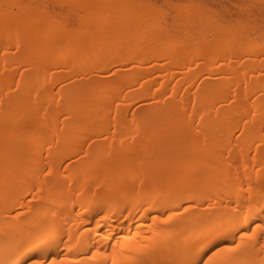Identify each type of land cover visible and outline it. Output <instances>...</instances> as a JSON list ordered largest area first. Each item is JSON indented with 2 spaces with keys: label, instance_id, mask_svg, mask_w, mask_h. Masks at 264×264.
<instances>
[{
  "label": "bare ground",
  "instance_id": "bare-ground-1",
  "mask_svg": "<svg viewBox=\"0 0 264 264\" xmlns=\"http://www.w3.org/2000/svg\"><path fill=\"white\" fill-rule=\"evenodd\" d=\"M4 1L0 264H264V49L249 39L255 26L238 38V28L185 13L190 21L178 25L197 32L200 58L222 57L206 70L210 61L187 63L196 44L164 48L178 32L164 20L152 27L120 14L90 30L83 16L85 29L68 35ZM67 46L72 56L56 58ZM92 53L88 64L74 60ZM151 101L146 119L165 118V128L138 122L137 105Z\"/></svg>",
  "mask_w": 264,
  "mask_h": 264
},
{
  "label": "rangeland",
  "instance_id": "rangeland-1",
  "mask_svg": "<svg viewBox=\"0 0 264 264\" xmlns=\"http://www.w3.org/2000/svg\"><path fill=\"white\" fill-rule=\"evenodd\" d=\"M6 1H4V2H6ZM91 1L92 0H11L12 3L15 2V4H14L15 6H13L15 9L12 8V10L14 9L13 10L14 12H18L19 7L21 10L29 7V9H30L29 13L30 14L29 13L28 14H29V17L31 18L30 20L32 21V23H36V24H38L40 22V25H42V27H43L42 30L46 29L45 31L49 30L50 28H54L53 26L55 23H56L55 27L58 23L60 25V27L62 28V29H60V31L62 30L64 32H67V31H65L66 28H67L66 30H68V29H72L74 31H77L76 29L81 30V28L83 26H81L82 22H80V18L83 16H87L88 18L91 19V23H88L90 30L91 29H97L98 23H100V22H101L100 24H102V22H104L103 25L106 26V25L110 24L111 22L116 21L117 19L119 20L118 17L120 16V14H122V15L123 14L124 15L130 14V15H135L136 18L141 19V20L149 19L151 21L150 23H152L151 24L152 27L157 21L164 20L165 21L164 23L158 22V24H160V23L165 24L166 23V25H163V27L168 29V32H172V30H174L179 23H182L185 21L183 16L185 13H188L189 15L194 16L192 18L189 17L190 20L195 19L197 21L198 18L196 16H198V15H201V17L207 16V17H211V18H216L217 20L216 19L215 20L217 21V23L213 19L216 23V25L214 24L216 26V28L217 27L219 28V26L217 24H221V23H222V25L227 26V28H229L231 30H232V28H235V29L238 28L239 32L237 31V29L236 30L233 29V30H235V31H233L235 36L238 38L244 36L245 32H246V34L249 32V31L247 32V30L245 29L247 26H255V30L252 31V32H254V34L251 32L252 35L250 36L249 39L252 40L253 42H255L256 46H258V48L261 47V48H259L260 50L264 49V47H263L264 46V37L262 36L263 31H264V10H263L264 9V0H261L262 2H260V0L259 1L258 0H134L135 1L134 3H132L131 0H95V1H93V5H90ZM8 3H9V1H8ZM16 3H17V6H16ZM4 4H7V2ZM84 5H87V6H84ZM6 8H7V6H6ZM176 10L178 12H182L183 15L180 13L177 15ZM144 14H146L145 17L143 16ZM123 16H121L120 19H122ZM36 18H39V19H36ZM179 20L182 22H179ZM190 20L189 19H188V21L186 20L184 22L185 25ZM56 21H58V22H56ZM224 21H226V22H224ZM239 24L242 25V27H240ZM137 25H139V24H136V26ZM80 26H81V28H80ZM151 26H149V28H151ZM36 27H38V26H36ZM36 27L34 26V28H36ZM84 27L82 29H85ZM34 28L33 29L31 28V30L34 31ZM39 28H37V29H38V31L41 32V30H39ZM113 28L114 29H112L110 31L117 32L119 29L118 27L115 28L114 26H113ZM184 28L185 27H182V25L181 26L178 25V28H177L178 32H177L176 36L174 37V40L170 39L171 41H168L165 43L163 42L164 46H165V47L164 46L163 47L165 49L170 47V48H168L170 50H172V47H174L173 49H177V48L181 49V48H184L186 46L185 43L190 44V43H192V40L194 41V39L200 38L199 35H197V32L193 31V29H192L193 27L188 28L192 31L190 35L183 33ZM56 29H57V27H56ZM186 29L187 28H185V30ZM244 29L246 31H244ZM82 31L81 32L78 31V32L82 33ZM78 32H77V34H78V36H80L81 34ZM233 32H231V33L233 34ZM72 33H73V31H72ZM72 33H71V35H72ZM66 34L69 35L68 32ZM77 34L75 33L74 35H72V37H75L74 39L71 37L73 40H75V42L77 41L76 43H74V44H76L74 48L78 47V45H81V42H82L81 38H79L77 36ZM83 34H85V33L83 32ZM184 34L188 35L190 38L187 36V39H186V36ZM75 35L77 36V38ZM247 35H249V34H247ZM103 36L108 37V35L107 36L103 35ZM191 37H193V38L191 39ZM96 38H99V37L96 36ZM188 39H190V40H188ZM242 41L243 40H241V42ZM222 43L224 44V42H222ZM225 43H228V42H225ZM195 44L196 43H194L193 45H195ZM219 44L222 45L221 43H219ZM115 45L116 44H114L113 46L116 49ZM108 46H110V48H111L112 45H108ZM118 46L119 47H121V46L126 47V45L119 44V43H118ZM180 46H181V48H180ZM197 46H198V44H196V46H195L196 48L193 46L195 48V50L197 49ZM232 46L238 47V44L236 43ZM106 47H107V45H106ZM69 48L70 47L67 46L66 50L65 49L63 50L64 51V53H62L63 55L60 54V52L57 55V53H58L57 52L55 54L57 56H55V57L56 58L59 57L58 59L65 58L67 55L65 52H67V53H69V56H67V58H69L70 56H72V53L70 51L72 49H74L73 46L71 47L72 49L70 48L71 50ZM113 49H112V51H113ZM117 49H119V48L117 47ZM198 49L196 50L198 52V53L196 52L198 55H196L194 50H192L194 53L192 51H189V54H190L189 57L192 56L193 58L191 57L192 59L190 58V61L188 60L187 63L192 64L193 61H196V59L197 60L200 59L198 61H200L201 63L203 62V63L202 64L200 62H198V63L203 66L204 63L206 61H208L205 59V62H204L203 59L205 57L202 58L203 56H205V55H203L204 53L201 52L203 50L202 47L200 46ZM104 50H102V56L110 54V52H108V50H107V54H105ZM237 51H241V49L237 50ZM38 52H40V49ZM93 53H92V55H90V57L88 55L86 57L84 55H82V56L78 55L74 60H77L76 62L78 63V65H79V63H80V65L88 64L89 61H91L90 58L92 59V57L95 56V54H93ZM241 53H243V52L241 51ZM200 54L202 55L201 58H200V56H201ZM241 55H240V57H241ZM220 56L221 55H219L218 59L221 58L220 59L221 63L219 62L218 59L214 60L213 59L214 56H213V57H211V59H209L210 62L208 61L209 62L208 64L205 63V65L207 66V69L206 68H203V69L208 70L210 68L211 63L215 64V62H216V64H215L216 66L213 65V67L215 66L214 69H217L219 66H221V64H223L222 63L223 60H222V57H220ZM85 58L88 61V63L85 60ZM227 59H228V57L225 56L224 60L226 61ZM244 59L246 60V58H244ZM260 59L264 60V56L261 57ZM260 59H258V60H260ZM244 61L242 60V62H244ZM249 61L252 62V60H249ZM77 63H75V65ZM257 63L255 64V62H254L255 65L261 66V63L259 61H257ZM252 65H253V62H252ZM250 66H251V64H250ZM262 66H264V65H262ZM258 67L254 66V68L259 70L258 74L262 73L260 71L262 70L263 67L261 69ZM203 69H201V70H203ZM206 70H205V72L202 71L203 74H201L200 73L201 71H200L199 75L204 76L206 73ZM263 71H264V68H263ZM65 72L74 73V71H65ZM65 72H63L64 75H65ZM262 74H264V72ZM73 75H75V73ZM57 76L58 77L62 76V72L59 71L57 73ZM158 76H155V77L157 78ZM64 80H65V78H64ZM136 98H137V96H136ZM45 99H46V102H44V103H54L55 101H57L56 99H51V97L50 98L47 97ZM135 102H139V101H135ZM152 103H153V101L143 102V103L137 105V107L139 106L142 109L138 122L142 126H147L148 129L152 128L155 130V129L165 128V126L168 125V121L165 118H159V119L153 120L152 122H150L146 119V116L151 114V111H150L151 108H149V106ZM27 133H29V132H27ZM30 136H31V134L27 137H30ZM178 161H180V158H178ZM4 193H8V192L0 191V201L3 199ZM19 193H21V195L27 196L25 189H23Z\"/></svg>",
  "mask_w": 264,
  "mask_h": 264
}]
</instances>
